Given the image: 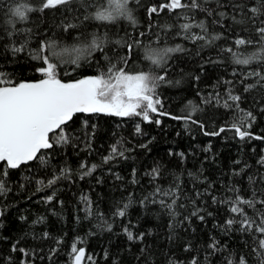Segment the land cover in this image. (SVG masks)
I'll return each instance as SVG.
<instances>
[{
    "label": "trees",
    "instance_id": "trees-1",
    "mask_svg": "<svg viewBox=\"0 0 264 264\" xmlns=\"http://www.w3.org/2000/svg\"><path fill=\"white\" fill-rule=\"evenodd\" d=\"M167 2L128 0L133 24L124 17L94 19L108 0H70L43 11V0H0V73L10 81L0 87L43 79L36 71L42 61L30 54L42 41L71 46L96 34L108 41L104 51L112 64L129 74L165 76L156 93L160 111L167 113H152L153 122L135 115L77 113L63 128L67 143L56 142L59 129L49 134L53 147L39 152L43 162L34 159L14 169L1 162L0 181L7 191L0 194V264H72L73 244L85 249L82 264L264 261L259 246L264 235L255 231L264 221V164L259 163L264 139L256 138L264 137V40L256 31L264 26V8L254 15L250 9L259 8L261 0H197L195 9L149 13ZM25 5L34 9L26 20L12 16V8ZM201 21L207 31L196 26ZM184 23L193 27L185 31ZM65 25L74 27L66 31ZM192 35L206 39L192 40ZM237 39L251 43L238 46ZM117 40L140 45L129 56ZM21 45L24 50L14 54L12 48ZM177 45L184 51L169 54L161 67L145 58L146 47ZM254 54L258 58L248 64L235 62ZM52 60L64 82L103 75L110 66L99 52L80 67ZM233 125L251 135L241 138ZM213 132L219 134H205ZM114 146L123 156L112 153ZM109 155L113 158L105 162ZM92 165L95 169L84 175ZM54 177L59 179L49 185ZM237 197L253 202L238 205L244 215L231 211ZM124 205L125 215H116ZM245 217L255 222L251 230L241 229ZM229 219L235 221L230 227Z\"/></svg>",
    "mask_w": 264,
    "mask_h": 264
},
{
    "label": "snow or ice",
    "instance_id": "snow-or-ice-1",
    "mask_svg": "<svg viewBox=\"0 0 264 264\" xmlns=\"http://www.w3.org/2000/svg\"><path fill=\"white\" fill-rule=\"evenodd\" d=\"M70 0H43L41 11L47 8H54L58 6L67 5ZM108 7H101L95 13L93 18L99 21H115L119 17L131 21L135 24V19L128 8V0H108ZM198 8L199 4L197 0H192L191 4H184L182 0H168L167 3L161 4L158 7L152 6L148 9L149 13H157L164 9L172 11L173 9L183 8ZM261 8H264V0H261L260 7L251 8V12L256 15L260 12ZM34 9L30 6H17L11 9V14L14 17L19 18L21 21L27 19V13ZM223 15V13H221ZM88 19V17H85ZM264 25V21L260 22ZM197 27L204 31H207L204 23L201 21ZM74 27V25H65V30ZM190 23H184L181 28L185 31L192 28ZM256 31L264 40V26L258 27ZM192 40H205L202 35H192ZM218 37H212L217 39ZM108 41L105 37L92 34L90 41L81 42L71 46H58L55 41H42L40 48L35 53H30L33 59L41 60L43 66L36 69L43 79L35 82H20L11 87H0V161L6 162L8 168H17L22 163L34 159H41L37 154L41 149H50L53 144L50 142V133L54 129H59L61 135L59 136L57 143H67V136L63 133V128L69 121L73 119L74 114L77 113H106L110 115L128 117V116H141L146 122H153L151 118L152 113L158 115H166L163 111H160L162 107L161 100L157 96L156 89L159 84L165 81L164 75H153L149 72L140 71L135 74H129L123 67H118L116 64H112L110 58L105 53V44ZM116 44H124L128 49V55L131 56L135 47L140 45L138 40H134L131 43L117 40ZM236 45H244L251 43L243 39H237ZM26 45L20 47H13V53H19L24 50ZM184 51L179 45L175 47L165 48H149L144 49L145 58L157 67H161L166 63L169 54ZM231 51V49H228ZM99 52L103 55L105 60H108L110 66L107 72L103 75L86 76L81 79L64 82L58 78V64L53 62L52 57L59 58L61 63H70L75 67H80V62L87 58H91L92 54ZM258 56L254 54L247 59H237L235 62L240 64H248L250 60L256 59ZM124 64L128 63L126 58H121ZM73 68V71L75 70ZM259 76V73H255ZM4 74L0 73V83H5ZM247 90V89H246ZM233 101H238V96H230ZM228 106L227 104L225 105ZM196 109L193 108V111ZM252 120L255 119L252 113L245 114ZM174 119H180V117H173ZM183 119H191V116L183 117ZM156 124H160V120L154 121ZM203 127V125H201ZM236 128L238 135L241 138L250 136L247 130H241L240 127L233 125ZM223 131V129H221ZM136 132H140V126L137 125ZM206 135H218L219 133H205ZM257 139H264V137H256ZM112 153L123 156V152H117L116 147L112 149ZM112 155L105 157V162L111 160ZM259 163L264 164V157H261ZM85 167V165H81ZM96 165H92L88 168L84 175L90 174ZM154 172L158 170L154 169ZM6 174V173H5ZM61 175H64L62 170ZM59 177H54L48 181L49 185L55 183ZM38 184L42 181H37ZM7 191L4 182L0 181V194ZM47 200H52V196L47 197ZM163 203V202H161ZM175 203V201H173ZM264 203V201H261ZM239 204H247L254 206L251 200H244L240 197L236 198L231 211L233 213H240L244 215L243 209L239 207ZM128 205H124L123 209H118L116 215L124 216L125 210ZM171 208V205H168ZM203 219V217H201ZM235 221L229 219L226 224L230 227ZM254 221H250L245 217L241 221V229L244 230L245 226L251 230L254 225ZM109 230L111 225H108ZM255 231L264 235V221L260 225L255 226ZM129 240H133L134 236L131 231L125 229ZM47 235V233H45ZM259 246L264 249V238L259 240ZM13 245V250H15ZM210 247L216 248L215 243ZM72 250L74 253V264H80L84 258L85 249H77L73 244ZM24 252V249H20ZM88 260L92 258L87 257ZM191 264H197L195 258ZM228 264H233L231 259L228 260ZM239 264H246L243 257L240 258ZM264 264V261H262Z\"/></svg>",
    "mask_w": 264,
    "mask_h": 264
},
{
    "label": "water",
    "instance_id": "water-1",
    "mask_svg": "<svg viewBox=\"0 0 264 264\" xmlns=\"http://www.w3.org/2000/svg\"><path fill=\"white\" fill-rule=\"evenodd\" d=\"M11 86H14V85L6 86V87H11ZM54 130H56V129H54ZM54 130H53V131H54ZM41 150H45V149H41ZM41 150H40V151H41ZM40 151H39V152H40ZM39 152H38V153H39ZM37 155H38V154H37ZM1 162H4V161H0V163H1ZM28 162H29V161H28ZM84 255H85V253H84ZM73 258H74V257H73ZM82 262H83V259L81 260L80 264H82ZM72 264H74V259H73Z\"/></svg>",
    "mask_w": 264,
    "mask_h": 264
},
{
    "label": "bare ground",
    "instance_id": "bare-ground-1",
    "mask_svg": "<svg viewBox=\"0 0 264 264\" xmlns=\"http://www.w3.org/2000/svg\"><path fill=\"white\" fill-rule=\"evenodd\" d=\"M42 151V150H41ZM39 154V153H38ZM84 259V258H83ZM83 263V262H82Z\"/></svg>",
    "mask_w": 264,
    "mask_h": 264
},
{
    "label": "clouds",
    "instance_id": "clouds-1",
    "mask_svg": "<svg viewBox=\"0 0 264 264\" xmlns=\"http://www.w3.org/2000/svg\"><path fill=\"white\" fill-rule=\"evenodd\" d=\"M131 11V10H130Z\"/></svg>",
    "mask_w": 264,
    "mask_h": 264
}]
</instances>
